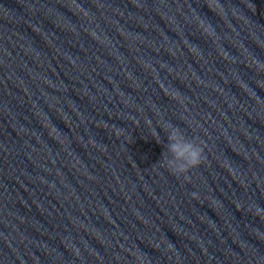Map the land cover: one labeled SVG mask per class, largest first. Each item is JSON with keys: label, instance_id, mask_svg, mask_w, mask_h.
Here are the masks:
<instances>
[{"label": "clouds", "instance_id": "clouds-1", "mask_svg": "<svg viewBox=\"0 0 264 264\" xmlns=\"http://www.w3.org/2000/svg\"><path fill=\"white\" fill-rule=\"evenodd\" d=\"M165 130L168 133L167 155L162 153L161 167H166L170 173L179 176L187 174L190 169L203 162L205 148L201 143H197L194 138H187L180 128L171 124H168ZM254 215L264 217V207L256 205Z\"/></svg>", "mask_w": 264, "mask_h": 264}]
</instances>
